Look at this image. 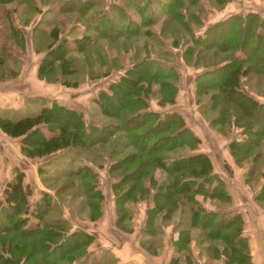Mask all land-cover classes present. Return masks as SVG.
I'll list each match as a JSON object with an SVG mask.
<instances>
[{"label":"trees","instance_id":"obj_1","mask_svg":"<svg viewBox=\"0 0 264 264\" xmlns=\"http://www.w3.org/2000/svg\"><path fill=\"white\" fill-rule=\"evenodd\" d=\"M41 4L44 8L33 3L32 8L38 13V17L32 27L45 23L48 27L39 28L37 34L41 38L47 35L50 39L56 35L57 26L52 16L45 18L49 12L51 15H58L74 10L82 15L90 8L92 0H59L56 3L43 1ZM110 5L115 11L116 4ZM246 11L248 12H234L213 22L207 26L206 36L195 37L193 40L198 45L195 44L197 47L193 63L207 66L193 80L196 108L201 111H215L208 120L210 124L218 123L226 127L230 124L238 125L242 137L229 140L228 147L235 163L247 165L245 180L259 165L256 161L260 151L259 138L264 137V101L248 93L250 79L257 81V75L264 78V21L258 22L257 28H254L252 20L259 21L258 12ZM110 12V9L107 11L101 7L94 9L83 16V28L77 27L78 21L74 18L70 27L75 26L80 36H89L91 41L88 46L95 39L93 34L86 33L91 30L96 32L97 38L103 37L107 40L121 34L126 36L130 28L127 27L126 32L123 26L118 27ZM117 12L125 19L121 9L117 8ZM9 13V10H4L0 14L5 19V23L0 24V50L7 48L10 52L17 49L21 53L23 37ZM180 13L179 9L174 12V16H179ZM149 18L145 16L139 22L130 18V22H135L136 25L147 24L151 22ZM113 30L115 31L111 32ZM66 33L70 35L69 31ZM224 38L226 42H223ZM33 49L40 50L37 46ZM82 49L73 45H67V49L65 47L66 51L71 52ZM202 49L207 52L212 49L210 56L225 55L221 57V63H208L217 64L208 68V64L202 62L205 57L198 55ZM235 49H239L244 55H235ZM46 54L42 56L44 61L52 57ZM14 58L12 57L13 60ZM3 59L0 56V65L4 63ZM148 60H139L141 68L137 62L122 68V73L115 80L109 82L104 89L97 90L95 102L99 112L115 117L112 122H102L97 127L91 124L86 126L80 110L67 107L54 99H51L49 105H40L35 111L10 114L6 111L0 112V129L7 135L19 136V149L22 154L29 157L42 156L59 148L63 150L57 157L51 156L44 160L43 165L37 166L38 173L44 174L42 183L45 185L47 180L46 186L53 193L40 192L30 208L35 218L32 224H28L29 218L25 215L28 208L25 195L29 188L22 184V173L14 170L10 179L4 183L0 200V264H86L90 261L91 258L85 256V249L92 234L80 228L70 230V222L62 216L60 204L67 206L63 201L67 199L70 204L69 212L73 216L89 220L97 218L101 211L102 193L96 186V172L83 163L71 164L76 158H81L79 152L86 148H92L94 156L103 160L102 155L99 156L102 153L93 145L106 141L112 144L108 152L106 173L113 197L115 223L121 224L122 219L129 215L128 204L149 195L151 204L145 208L143 227L140 229L141 244L149 242L146 235L155 234L159 228L157 221L169 220L172 213L177 212V221L183 219V225L178 222L176 224L175 237L171 239L173 248L186 249L190 228H195L201 236L224 239L228 262L248 263L249 255L241 237L239 217L229 210H206L194 197V194H200L202 197L221 198L225 202L229 200L224 178L211 170L207 154L191 152L196 148L199 138L185 125L179 112L153 110L142 97L149 88L140 84L141 75L149 78L161 75L168 77L173 76L174 70L171 66L165 70L159 68L157 71L142 69L148 68ZM42 62L41 59L39 65L42 66ZM70 62L72 60L62 64L63 68H59L61 74L63 69L71 70L66 68V64ZM242 63H245L243 68L240 67ZM59 64L56 62L53 67ZM12 68L8 66L5 73L0 72V79L8 74L15 75L17 69ZM43 68H37L36 74L39 77H43L45 73L42 72ZM243 71L249 72V75L244 76L245 81L240 83L238 74L244 73ZM163 88L168 92L163 93ZM175 90L173 80L160 82L156 89L157 104L174 102ZM200 92L205 95L202 100ZM254 93L258 95L259 92ZM119 95H123V99L117 103V109L111 108L112 100ZM58 110L65 115L53 116ZM181 146L188 150L183 153L170 152ZM48 165L51 170L47 171ZM153 169L159 170L158 180H155L157 177H154ZM61 177L65 179L54 185ZM149 189L152 192L149 193ZM253 198L258 202L264 200V180L258 185ZM185 256L187 258V254ZM186 261V264H192L189 259ZM104 263L105 260L99 262L92 259L90 264Z\"/></svg>","mask_w":264,"mask_h":264},{"label":"rangeland","instance_id":"obj_2","mask_svg":"<svg viewBox=\"0 0 264 264\" xmlns=\"http://www.w3.org/2000/svg\"><path fill=\"white\" fill-rule=\"evenodd\" d=\"M43 1L56 3L59 0H12L9 2L0 1V14L3 13L4 10H9V15L12 17L14 24L20 29L23 37V46L21 53L18 52L17 49L14 50L15 52L12 50L9 52L7 48L4 50H0V56L2 57V59L4 58L2 60V62L4 63L0 65L2 67H0V72L5 73V70L8 66L13 67V70L22 68V73L16 72V75H18V73L20 74V77L18 78L21 79V77L23 76H26L25 78L29 77L31 68H36L35 74L33 73V76L36 80L38 79V82H36L34 79L33 82H31L33 84V97H35V99L38 98L39 96H35L37 95V93L49 96L53 95L55 97V94L60 95H57L59 98H47V100L46 97L41 96L43 97L42 99L39 97L40 99H36V102L33 103L35 107L37 106V104L38 106L44 103L46 105H49L51 99H54L56 101L58 100L57 102L64 101L65 103L63 104L67 107H71L72 103H76V109L80 110L85 125L87 126L88 124H91L97 127L102 122H112L113 120H115V117H108L99 112L98 106L96 105V102L94 100V96L96 95L98 88L104 89L109 82L115 80L116 76L122 73L121 71H119L122 67L130 66L132 63L137 62L140 64L138 65L141 68V63L139 62V60L148 59V68L142 69L157 71V69L159 68L165 70V68L172 67L174 69L173 76L170 75L168 77H165L161 75L149 78L141 75L140 79L142 81L140 82V84L148 86L149 88L148 92L146 94H143L142 97L149 103H157L156 101L158 100V94L156 92V89L158 88L160 82L173 80L176 86L174 98L176 94L178 95V99L176 102L174 101L175 104H173V102L172 105L169 106L168 103L160 105V107H158L159 110L164 111V109H174L176 111H181L182 115H184V118L187 121H193L197 123L199 122V125L201 127L207 126L209 128V131H211L212 136H207V138L201 136L196 148L194 150L192 149L191 152L207 153L205 151V148L208 152L210 150L214 152V158L216 157V162L213 164V169L211 166V170L215 173L220 174V176H223L225 189L229 193V200L225 202L222 201L221 198L218 199L216 197H202L200 194H194V197L196 198L199 205H202L206 210H229L230 213H233L239 217L241 237L246 244V250L249 255V259L247 260L248 263L246 264H252L250 254L251 250L248 246V242L254 241L257 238V233L253 231L251 221L256 220L257 217L259 226L261 227V225H264V200L258 203V201H255L253 198V194L256 191V186L264 180V137L259 138L260 145L258 146V149L260 151L256 157L257 165H259L257 169L248 174V177H246L245 180L244 176L247 165L235 163L229 153L228 147L229 140L241 139V137H239L241 132L238 125L233 126V124H230L226 127V125L222 126L218 123L210 124L208 123V120L214 115L215 111H201L196 108L197 103H194V77L205 68H207V66L193 63V61L195 60H193L195 48L198 46L193 42V40L195 37H200L203 35L206 36V28L213 22L223 19L230 14H233L234 12H248L244 11L246 8L242 7L241 3H253V0H224L223 4L221 3V0H92V5L82 15L77 14L74 10L69 13H61L58 15H51L49 12V14L45 16V18H49L50 16H52L53 20L56 21L57 26L56 35H54L52 38L50 37V39L47 35H44L41 38V36L37 34V30L39 28L46 29L48 27L45 23L43 25L39 23L32 27L33 22L35 23L36 21V16H38V13L35 12V10H33L32 8L33 3H35L36 6H38V4L39 6H41L43 5L41 4V2ZM255 1L259 2L260 4L263 2L264 4V0H254V2ZM68 2L71 3V1ZM111 3L116 4L115 11L110 8ZM73 7H75V5H73ZM100 7L101 9L107 11L110 9L111 12L109 14L110 16H112L111 18L113 21H115L116 25L118 27L123 26L125 30L128 27L130 28V31L127 32L126 30V36L121 34L111 40H107L103 37L97 38L96 32H93L91 30L90 32L86 33L93 34L95 36V39L88 46L91 41V39H89V36H80L79 31L78 29H75V26L72 27L74 29L70 27L73 22L72 18L78 21L77 27L79 29L83 28L84 26L81 23L83 16ZM117 8L123 11V13L125 14V19L121 17V15L117 12ZM179 9L181 12L179 16H174V12ZM257 14L259 21L252 20V26L254 28H257L258 22L264 21V18L262 17L264 16V11H260V13ZM145 16L150 17L149 21L151 22H147V24L141 23L140 25H136L135 22H139V20L141 18L144 19ZM3 18L4 17L0 15V24L5 23V19ZM130 18L135 22H130ZM110 28L113 29L112 26H110ZM115 30L111 32H114ZM67 31H69L70 35H68L67 33L65 34V32ZM62 36L64 37L62 38ZM73 36H76L78 38L73 39ZM225 39L226 38H224L223 42H226ZM9 41L8 43L11 44ZM67 45H73L76 46V48L83 49L82 51L74 52L66 51L65 47L67 49ZM34 46H37L40 50L35 51L33 49ZM47 46L48 48H46ZM211 50L212 49H210V51ZM210 51L207 52L202 49L199 52V57H205L202 62L208 64L211 62L219 61L221 63V57H224L225 54H213L214 56H210ZM44 53H47L50 57H52L47 59V61H44L45 59H43L42 57ZM233 53L235 55H239V57H242L244 55L239 49H235ZM11 55L12 57H15V61L12 59V57H10ZM6 56H8L10 59H8ZM41 59L43 61L41 64H43L45 68H43V65H39ZM67 60H72V62L66 64V68L68 67L71 70L66 69L65 71L63 69V73L61 74L59 68H63L62 64H65ZM56 62H59V65L61 67H59V65L53 67ZM198 62L200 63V60ZM215 65L217 64H208V68H211ZM244 65L245 63H242L240 67L243 68L242 66ZM37 68H43L42 72H45L44 75H42L43 77H39L36 74ZM163 70L161 71L164 72ZM238 75L241 83L245 81V77L249 75V72H244ZM11 76L13 75L8 74L4 77V79ZM256 77L257 81H255V79H250L248 81V84L250 85L248 87V93L254 96L257 95L254 92L258 91L259 93L257 95V98L255 96L254 97L256 99L264 101V78L260 77V75H257ZM25 78L24 81H26ZM19 83L21 84L22 82L20 81ZM188 83L190 84L188 85ZM187 85L188 90L186 89ZM45 87H47L48 89H45ZM122 88H124V86ZM163 89V93L168 92L166 88ZM243 89L246 90L244 86ZM199 95L201 100L202 97H205L203 92H200ZM26 98L27 97H23V99ZM122 99L123 95H119L117 98L113 99L111 108L117 109V103H119V101H121ZM132 106L133 108L135 107L134 105ZM52 115H55V117H63V115L65 114L62 113L61 110H58L57 113H53ZM3 133L7 135L5 132ZM7 136L13 137L10 135ZM115 136H113V138H115ZM203 140L205 141V143L203 142ZM7 142V146H9V143L12 142V140L8 139ZM226 144L227 147L225 149ZM111 145L112 144L109 141L93 145L96 150H100L102 154H99V156L102 155L103 160L97 159L96 156H94L95 154L92 152V148H86L79 152V157L81 156V158H76L71 164L74 165L78 162L80 164L83 163L88 165L91 170L94 169V171L97 172L96 186L100 188L102 193V214L100 211L97 219L95 221L91 220L92 222L87 218L82 219L81 216H73L69 212L70 206L68 205L70 204L68 200H63L64 203L68 205L65 206L61 205L60 203L59 204L61 210L63 211L64 209V212L66 211L68 214L67 219L70 222V230L73 228L86 230L87 227H91V224H93V226H96L101 230L103 236L105 234L106 236L111 234V231H114L115 235V232H120L119 228L115 225L117 223L114 224L115 220L113 222V219L111 220L110 216L112 198L111 191L109 189L108 177L106 174V166L109 159L108 152ZM7 149L5 151H2L3 156L4 154L5 156L9 155ZM187 150L188 149L186 147L181 146L179 148H174L172 151L170 150V152L183 153ZM62 152V148H59L42 156L34 157V161L36 162H34L35 173L38 177L40 176L39 180L44 174L40 172L38 175L37 166L39 164L43 165L45 159H48L51 156L57 157ZM221 156H223V158ZM225 163H228L233 171H229ZM235 166L237 169L235 168ZM46 167L47 171L51 170L49 165ZM153 170L154 177H157V179L155 180H158L159 170ZM64 179L65 178L61 177L53 184L56 185ZM40 181L42 182V180ZM45 182V185L43 183L42 184L47 187V180H45ZM155 183L157 182H154V184ZM2 188L3 186L0 182V194L2 193ZM49 189L50 193H53L52 189ZM150 192H152V189H149V193ZM148 196L146 198H142L141 200H136L137 202L134 201L131 203V217L130 215L126 216L121 221L125 227L124 229L129 230L131 227L137 228V226L141 223L142 215H145L143 212L144 207H147V204H151V200ZM25 200L28 206L25 215L28 216V224L30 225L32 224V221L35 220L30 212V208L33 206V200L30 190H28V192L26 193ZM254 214L259 215L255 217ZM114 216L113 218L115 219ZM177 220H179V218H177V212H173L169 220H165L164 222L157 221V224H159V227L164 225H168V227H170L172 225L175 228L177 222L180 225H183V219H181L180 222ZM254 224L255 223H253V225ZM175 228L174 230L172 229V233L175 231ZM98 229L91 230L95 234V231ZM262 231H264V227ZM159 233L161 235H157L156 237L152 238L153 241H157L158 236L159 238H162L163 233ZM261 234L264 235V232H261ZM106 236H104V239L106 238ZM189 236V239L186 241V249H178L180 257L173 264H186V260L188 259L192 262V264H218V261H220V264H224V261L226 262L225 264H235L227 261L228 257L227 254H225L224 239L207 238L204 237V235L201 236L198 230L195 228L193 229L192 234L190 233ZM103 246H105V244H98L96 248L98 250H96L95 255L97 256L96 260L99 262L105 260V262L111 264L112 257L108 252L109 250L106 251L100 249ZM149 249L155 250L156 253H159V251L163 249V247L162 244H160L159 246H151ZM91 251L92 250H90V252ZM89 254L90 253H87L85 249V256H92L90 261H88L86 264H90L91 260L94 259V255ZM185 254H187V258ZM141 260L144 262L143 259ZM157 263L161 264L164 262H161L160 260Z\"/></svg>","mask_w":264,"mask_h":264},{"label":"crops","instance_id":"obj_3","mask_svg":"<svg viewBox=\"0 0 264 264\" xmlns=\"http://www.w3.org/2000/svg\"><path fill=\"white\" fill-rule=\"evenodd\" d=\"M241 4H242V7L246 8L244 11L250 10V11H254V12H258V13H260V11H264L263 2L260 4L259 2H257V1L254 2V0H253V3L252 2H249V3H243L242 2ZM42 8H44V6ZM37 17L38 16H36V19H37ZM31 23H32V21H31ZM122 68H125V67H122ZM122 68L119 71H121ZM22 70H23L22 68L17 69V72L22 73L23 72ZM35 70H36V68H31V70H30L31 73H30L29 77H27V78H25L26 76L21 77V79L18 78V77H20V74L18 73V75L15 74L11 77H8L5 79H0V112L6 111L9 114L10 113H21V112L24 113L27 111H35L37 109L38 104L36 103L37 106L35 107V105L33 103L36 102V99H40V98L38 97L35 99V97H33L34 96L33 95L34 93L32 92L33 91V84L31 83V82H33V79L36 82H38V79L36 80L33 76V73L35 74ZM117 77L118 76H116V78ZM24 78L26 79V81H24ZM20 81L22 82L21 84L19 83ZM189 84L190 83H188V85ZM188 85L186 86V89L188 88ZM29 86H31V87H29ZM45 89H48V88L45 87ZM192 89H193V83H192ZM55 95L57 98H59L57 95H60V94H55ZM35 96H44V97H46V100H47V98H55L56 99V97L53 95L49 96V95H45V94H41V93L40 94L37 93V95H35ZM95 96H94V100H95ZM177 96L178 95L175 94V98H174L175 102L178 99ZM254 96L257 98V95H254ZM23 97H27V98L23 99ZM175 102L174 103L172 102V103L175 104ZM60 103H65V102L60 101ZM172 103L168 104V106L172 105ZM41 105H43V104H41ZM44 105H46V104L44 103ZM76 107H77V104L72 103L71 108H76ZM148 107L153 109V110H159L158 107H160V105L157 103L152 104V103L148 102ZM171 110L176 111L174 109H171ZM177 112H179L180 115L182 116V118L185 122V125H187L190 128V130L199 139L201 136H204L206 138H207V136H212V133H211V131H209V128L207 126L201 127L199 125V122L197 123V122H193V121H187L184 118V115H182L181 111H177ZM239 137H242L241 134ZM8 139L12 140V142L9 143V146H7L8 145V142H7ZM18 139H19V136L9 137V136L5 135L3 133V131L0 129V182L3 186L4 183L8 179H10V177L13 175L14 170H16V169L19 170L22 173V184L26 185L27 188H29V190L31 192L32 200H33L32 204H34L35 200L39 197L41 191H49L50 192V189L45 187L42 184V182L40 181L41 179L39 180L40 176L38 177L35 173V163L36 162L34 161V157H36V156L29 157V156L22 154L20 152V149H19V140ZM203 142L205 143L204 140H203ZM7 147H8V149H7ZM226 147H227V144L225 145V149H226ZM6 149L8 150L9 155L5 156V154H4V156H3L2 151L3 150L5 151ZM205 151L207 152L206 154L210 160V163H211V166L213 169V164L216 162L215 161L216 157L214 158V152L211 150L208 152L206 148H205ZM221 157L223 158V156H221ZM225 165H226V167H228L229 171L232 170L231 166H229L228 163H225ZM222 167H223V165H222ZM235 168H236V166H235ZM92 169H93V167H92ZM232 171H231V173H232ZM38 175H39V173H38ZM258 185L256 186L255 189H257ZM1 194H0V200L2 198ZM111 198H112V202H111L110 216H111V220L113 219V222H114L115 219L113 218V216L115 215V213H114L112 193H111ZM138 200H141V199H138ZM28 203H29V201H28ZM130 205L131 204H128V206H127L128 211H129V215H130ZM148 205H150V204H147V206ZM109 207H110V204H109ZM145 207H144V211H143L144 214H145ZM61 213H62L63 217L67 218L68 214L66 211L64 212V209ZM101 214H102V211H101ZM259 214H257V215L254 214V216L256 217ZM129 215H127V216H129ZM131 215H130V217H131ZM96 219L97 218L93 219L92 221H95ZM143 220H144V216L142 215V221L137 226V228L131 227L129 230L124 229L125 227H124L122 222H121L122 225L121 224H115V222H114V224L119 228L120 232H118V233L115 232L116 233V235H115L114 231H111V234H109L107 236H106V234L104 235V236H106L105 239H104V236H103V233L101 232V230L98 229L96 226H93V224H91L92 225L91 227L89 226L86 228V231L88 233L92 234L91 241L86 245V252L87 253L89 252L90 253L89 255H94L93 256L94 259H97V256H95V255H96V250H98V249H96L98 244H105V246L101 247L100 249L106 250V251L109 250L108 252L110 253V255L112 257V263L111 264H159L157 262H159L160 260H161V262H164L161 264H173V263H175L177 261V259L180 257L178 249L173 248V246L171 245V239H173L175 237V233H176V231H174L172 233V229L174 230L175 227H173L172 225L170 227H168V225L160 226L159 228H157L155 234L146 235V239L149 240L148 243L141 244L139 239H140V229H142V227H143L142 226ZM251 223H252L253 231L255 233H257V238L254 241L248 242V246L250 247V250H251V253H250L251 254V261H252L251 263L252 264H264V235L261 234V232H264V231H262L264 225L263 226L261 225V227L259 226L258 221H257V217H256V220L251 221ZM253 223H255V224L253 225ZM133 226H135V225H133ZM91 229H98V230H96L95 234H94ZM166 229H169V230H166ZM175 230H176V228H175ZM159 232L163 233V235H162L163 239L161 237L159 238V236L161 235ZM192 232H193V229L190 228V233L192 234ZM157 235H159L158 240L153 241L152 238L156 237ZM144 237H145V235H144ZM160 244H162L163 249H161L159 251V253H156L155 250L149 249L151 246L152 247L153 246H159ZM90 250H92V251L90 252ZM86 257L92 258V256H90V257L86 256ZM141 259H143L144 262ZM104 264H108V262H106ZM218 264H220V261H218Z\"/></svg>","mask_w":264,"mask_h":264}]
</instances>
